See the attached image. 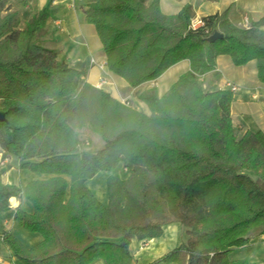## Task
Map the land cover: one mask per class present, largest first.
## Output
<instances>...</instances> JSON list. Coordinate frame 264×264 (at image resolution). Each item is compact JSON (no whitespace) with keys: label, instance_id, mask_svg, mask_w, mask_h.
<instances>
[{"label":"trees","instance_id":"obj_1","mask_svg":"<svg viewBox=\"0 0 264 264\" xmlns=\"http://www.w3.org/2000/svg\"><path fill=\"white\" fill-rule=\"evenodd\" d=\"M146 2L91 0L83 13L107 68L131 88L189 61L163 95H138L149 114L84 81L82 70L39 42L48 7L21 27L11 0H0V148L20 168L50 175L23 190L0 179V217L42 237L27 248L12 234H0L23 264L99 258L130 264L132 238L160 236L172 222L185 228L186 241L150 264H235L229 253L249 246L254 229L264 234V131L239 134L231 90H205L198 81L226 54L235 66L255 59L264 84V16L244 28L230 22L226 9L201 17L203 25L192 29L189 4L166 15L159 0ZM214 31L222 37L208 41ZM87 124L104 142L101 148H83L79 129ZM120 161L130 175L107 176L103 204L86 181ZM21 192L32 213L10 207L9 199Z\"/></svg>","mask_w":264,"mask_h":264},{"label":"crops","instance_id":"obj_2","mask_svg":"<svg viewBox=\"0 0 264 264\" xmlns=\"http://www.w3.org/2000/svg\"><path fill=\"white\" fill-rule=\"evenodd\" d=\"M90 1L11 0V3L20 14L21 27H25L42 8L48 7V17L44 26L37 32L39 42L44 47L56 51L58 59L64 60L69 66L82 70L84 81L92 85L97 84L101 77L112 81L114 84H106L102 89L109 92L113 98L124 102L125 94L130 92L129 90L135 92L133 108L149 114L147 105L138 98V95L149 90L155 91L158 96L163 95L181 74L189 70V61L187 59L180 60L167 68L158 78L142 83L135 88L129 87L123 78L112 73L107 66L99 65L106 61V56L94 25L85 22L83 13L85 5ZM151 1L147 0L146 3L149 4ZM186 4L191 7V15L199 18L227 9L230 22L244 28H248L252 22L264 16V0H159L160 10L166 15L178 13ZM262 28L264 29V26ZM91 59L95 63H92ZM198 81L205 90L209 91L231 90L228 83L234 85L236 89L231 90L233 100L230 110L233 123L238 128L239 134L248 129L264 131V84L257 78L255 59L244 65L235 66L229 55H218L216 67L199 76ZM4 157H7L6 161ZM19 164L17 158L7 156L0 148V179L3 183L17 186L23 190L29 182L43 180L50 176L22 169ZM115 169L112 172H98L86 181L88 188L103 204L107 201L106 178L108 175L118 172ZM64 177L69 180V176ZM11 198L15 200V203H11L9 199L12 209L20 207L27 213L33 212L32 203L24 197L23 192L17 197L12 196ZM168 228L169 234L166 231ZM2 232L12 234L27 248L35 246L42 240L39 233L26 231L16 221L4 215L0 217V234ZM261 237H264V234H254L250 245L234 248L228 255L229 259L235 261V264L263 262L264 244ZM186 239L185 228L178 222L163 225L160 236L142 240L132 238L128 247L132 256L130 264H150L153 260L178 247ZM152 240L155 241L152 242ZM0 264L23 263L12 254L8 246L0 242ZM90 264H106V262L99 258ZM159 264L177 263L162 262Z\"/></svg>","mask_w":264,"mask_h":264},{"label":"rangeland","instance_id":"obj_3","mask_svg":"<svg viewBox=\"0 0 264 264\" xmlns=\"http://www.w3.org/2000/svg\"><path fill=\"white\" fill-rule=\"evenodd\" d=\"M129 91L130 92H127L125 94V98H124L123 103H124V105L133 108L134 98H136L135 92H132L131 90H129ZM79 135H80V139L83 142V148L84 149L96 150V149L101 148L104 144V142L99 137V135L95 134L92 130V127L88 124L85 127L79 129ZM118 165H119V167H118ZM116 167L117 168L115 170H117L118 172H115V173H118L122 179H127L129 177V175H130L129 167L126 166L123 162L120 161ZM134 189L137 190L138 188L135 187ZM106 203H107V201L105 202V204ZM10 207H11V204H10ZM258 232H259V228H256V229H254L252 234L254 235ZM261 241H263V244H264V237H261Z\"/></svg>","mask_w":264,"mask_h":264},{"label":"built area","instance_id":"obj_4","mask_svg":"<svg viewBox=\"0 0 264 264\" xmlns=\"http://www.w3.org/2000/svg\"><path fill=\"white\" fill-rule=\"evenodd\" d=\"M246 21V20H245ZM203 25V21L201 19V17H193L190 21V27L192 29H197L199 27H201ZM92 63H95V61L93 59H91ZM101 67L106 66V61H103L99 64ZM112 83L114 84L112 81L108 80L105 77H101L99 82L93 86H95L96 88H103L104 85ZM228 85L230 86L231 90H235L236 87L234 85H231L230 83H228ZM4 160H7V157H4ZM11 204V203H10Z\"/></svg>","mask_w":264,"mask_h":264},{"label":"water","instance_id":"obj_5","mask_svg":"<svg viewBox=\"0 0 264 264\" xmlns=\"http://www.w3.org/2000/svg\"><path fill=\"white\" fill-rule=\"evenodd\" d=\"M222 37V34L219 33L218 31H214L212 34H210L208 37H207V40L208 41H214L215 39H218V38H221ZM5 117H4V113L2 111H0V120H4Z\"/></svg>","mask_w":264,"mask_h":264},{"label":"bare ground","instance_id":"obj_6","mask_svg":"<svg viewBox=\"0 0 264 264\" xmlns=\"http://www.w3.org/2000/svg\"><path fill=\"white\" fill-rule=\"evenodd\" d=\"M10 201H11V203H15V200H14L13 198H10ZM166 231H167V233L169 234V232H170V231H169V228L166 229ZM168 234H167V235H168ZM154 241H155V240H152V242H154Z\"/></svg>","mask_w":264,"mask_h":264}]
</instances>
